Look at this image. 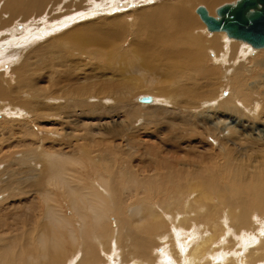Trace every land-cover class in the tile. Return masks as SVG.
Wrapping results in <instances>:
<instances>
[{
  "label": "bare ground",
  "instance_id": "6f19581e",
  "mask_svg": "<svg viewBox=\"0 0 264 264\" xmlns=\"http://www.w3.org/2000/svg\"><path fill=\"white\" fill-rule=\"evenodd\" d=\"M58 1L0 0L2 5L0 12H5L8 20L2 25L14 21L20 23L29 16L38 18L39 15L45 14L49 3L58 4ZM131 1L94 0L91 4L88 0H71L65 8L68 14L62 11L58 14L52 10L49 14L46 13L48 18H52L50 19L52 22L46 24L42 21L43 16L39 17L40 30L39 35L35 37L46 36L74 21L77 22L78 19L87 20L32 46L29 56L28 52H25L27 57L21 52L22 57L29 62L22 59L24 63L19 65L9 68L0 66V114L18 118L8 122L0 121V135L6 137V140L12 139L14 134L21 137L24 135L31 122L23 119L25 116L35 119L54 117L51 123L42 124L46 126L42 128L56 127L57 132L61 131L65 122L60 120L61 117L67 120L71 117L76 120L82 118L80 123H73L76 126L73 132H66V135L70 133L72 135L67 140L60 135L50 145L49 142L52 141L46 144L45 141L48 139L46 136L38 137L41 141L44 140L42 141L44 143L39 142L42 150L41 155L38 154L39 164H44V170L40 175L36 167L38 152L35 156L29 155V153L32 155L38 146H32L35 144V137H32L30 143L35 147H31L33 153H28L30 149L26 145L25 148L29 150L25 149L26 152L22 153L21 158H19L21 152H17L18 158L9 152L2 159L8 163L0 170V194H4L2 199L0 198V264H161L158 256H154L152 248V241L159 238L168 241L166 244L170 243L169 253L173 261L166 257L168 264H264V231L261 229L263 221L260 216L257 217L264 214V135H259L260 130L256 128L239 127L238 123L230 126L233 122L227 121L223 122V127L218 128L212 121L207 122L205 119L201 121L200 118L195 119L196 114L191 115L198 107L199 101L205 99L210 101L218 94L220 88V74L214 69L202 66L207 51L218 53L221 62L231 59L234 55L241 61L247 57L243 47H239L236 42L227 43L219 35L245 43L251 48L260 49L264 45L253 46L245 40L233 37L226 30H209L199 14L202 8L197 7L195 12L199 19L207 31L214 35L210 40L202 38L203 31L196 27L197 19L194 17L193 20L188 7L204 3L211 10L226 0H192V3L185 4L186 0L178 2L172 0L152 6L146 5L157 0H144L143 4L146 7L130 11L126 8ZM240 1L234 0V3L229 4H234L235 7ZM222 7L217 8L219 17L216 16V10L214 16L213 13L202 10L207 17L219 21L221 19L219 10ZM259 8L260 6H257L246 14L250 16ZM98 13L101 14L99 17L92 18ZM12 29L9 30L13 32ZM0 33H4V30ZM15 33L22 32L19 30L14 32V35ZM216 34L218 35L215 36ZM6 46L4 43L3 47ZM194 46H197L198 50L194 49ZM20 51L12 52L10 57L15 59ZM262 52L255 53L257 56L253 57V60L248 59V62L252 63L250 71L237 70L228 80L230 87L228 96L232 99L230 103L241 107L243 105L245 111L257 119L264 118V115L259 116L264 113V90L261 89L262 87L264 89V80L262 81L264 50ZM33 57H37L34 60L38 64L30 63ZM43 71L44 74L41 73ZM10 73L15 74L16 84L12 83ZM146 74L153 78L161 77L155 90L159 97L167 96L172 103L165 104L162 101L160 103L152 98L151 104L159 102L161 106L155 104L153 108L150 105V110L145 109L149 112L141 113L139 116L143 117L145 125L167 123L165 129L159 127L162 130H158L159 135L164 136L157 138L156 135L155 137L146 135L154 134L156 129L153 128L152 132L146 131L147 140L137 136V140L133 139V145H151L152 142L161 152L157 151L155 155L151 148H137L131 152L122 148L125 152L118 151L122 152V156L125 155L127 160L119 158L118 164L102 166L104 162L100 160L104 158L103 153L114 151L118 147L113 144L111 147L109 145L111 142L101 136L99 139L91 137L98 134L92 133L86 125H90L89 122L85 121L91 120L92 123L97 120L101 123L108 116L113 117L119 112L131 119L137 117V113L131 112L133 110L129 108L127 97L135 91L133 88L137 76L145 79ZM147 80L149 82V79ZM50 82L52 88L46 86ZM13 84L17 85L16 88ZM22 92L25 94L20 95ZM150 92L152 94L153 89ZM3 100H6L8 105L5 106L6 109L2 105ZM213 100L209 105L219 103ZM51 101L53 102L48 104ZM228 101L229 99L226 102ZM110 102L114 104L106 105ZM226 102L224 104H227ZM29 103L35 106L26 109L28 112L25 114L21 109L28 108ZM167 104L172 106L169 107ZM223 106L218 104L214 112H211L223 117L236 111L229 106ZM257 110L259 112H256ZM10 111L14 113L10 115ZM149 114L151 116L147 117ZM177 116L179 120H176ZM6 122L5 127L3 123ZM236 127L240 131H236L238 130ZM191 128L198 131L199 140L190 137L186 141L183 138ZM32 129L29 132H32ZM88 130L90 132H86ZM115 135L117 137V134ZM195 135L197 133L193 136ZM170 136L172 137L170 141H173L174 145H169L170 147L167 146L164 150ZM126 140L132 141L130 138L123 141ZM123 141L122 146H125ZM191 144L196 145L191 149L192 155H195L191 158L192 161L184 160L185 163L181 164L176 154V157H172L175 145L189 148ZM200 144L201 148L208 150L206 154L202 153ZM214 144L218 145L217 149L213 148ZM102 148L105 150H101ZM119 148L121 149V146ZM79 149L94 150L93 153L97 151V159L93 158L90 161L86 157L89 154L83 153L87 163L78 160L77 157L81 156L77 155ZM178 153L186 155L184 151ZM145 155H150L149 161L145 159ZM26 156L30 158L27 159ZM189 157L187 154L188 161ZM173 158L180 164L173 163ZM16 159L19 161V167L14 163ZM99 161L103 163L100 164ZM83 174H85L83 179L88 180V184L76 177ZM50 187L54 192L48 189ZM52 193L62 200H67L70 215L63 211L58 197L53 203H48ZM39 200H42L44 205L42 208ZM235 214L241 216L244 220L242 226L247 228L242 231L240 227H237L236 231L231 229L229 221L230 225L239 221L233 218ZM74 216L80 221V226H76ZM113 216L114 229L109 222L113 220ZM107 224L111 229H105ZM255 225H259L260 228L254 231ZM98 228L104 233L89 235L87 232ZM236 243L242 245L241 248H238ZM237 248L242 255L236 259L233 251H237ZM113 259H116V262Z\"/></svg>",
  "mask_w": 264,
  "mask_h": 264
},
{
  "label": "rangeland",
  "instance_id": "374dc122",
  "mask_svg": "<svg viewBox=\"0 0 264 264\" xmlns=\"http://www.w3.org/2000/svg\"><path fill=\"white\" fill-rule=\"evenodd\" d=\"M63 1V2H62ZM96 1V0H95ZM162 1H172V0H157V1H153V2H149V4L148 5H146V6H152V5H156V4H159L160 2H162ZM178 2L179 0H173L172 2ZM182 1H184V0H182ZM235 1H237V0H235ZM88 2H90L91 4L92 3H94V0H88ZM143 2H144V0H132L130 3H129V7H127L126 9L127 10H130V11H132V10H139V9H141V8H144V7H146L145 6V4H143ZM68 3H71V0H59L58 1V4L57 3H51V5H50V3H49V7H48V9H46V12H45V16L43 15V14H41V15H39L38 16V18L37 17H34V16H29L27 19H25L24 21H21L20 23H19V21H14V23L13 22H11V23H9V24H5V26L4 25H2L4 22H7L8 20H6L7 18V15L5 14V12L3 13V12H0V31H3L4 30V33H0V42L1 43H5V46L6 47H3V45H4V43H3V45L0 43V66H6V67H12V66H15V65H19V64H21L23 61H22V59L24 60V59H26L25 57H27V55L30 53V50H32V46H34V45H36V44H39L40 42H42L43 40H45V39H49V38H51L53 35H56V34H58V33H60V32H62V31H66V30H69V28H71L72 26H74V25H77V24H79V23H81V22H83V21H85V20H87V19H78L77 20V22H72V23H70V24H68V25H66V26H64V27H62V29L61 28H59L58 30H55V32L53 33H49L48 35H46V36H38V37H35V36H37V35H39V25H40V23H39V17H41V16H43V23L44 24H46V23H48V22H52V20H50V19H52V18H48V15L47 14H49L52 10L53 11H55V13H58L59 14V12L60 13H62V12H65L66 14H68V12L65 10V8L68 6ZM185 3H192V0H186L185 2H184V4ZM229 3H234V0H226L225 2H222V3H220V4H218V5H216V6H214L213 8H211V10L208 8V6H206L204 3H202V4H198V5H195V6H193V7H188L189 8V11H190V14H191V16H192V18H193V20H195L194 19V17L197 19V21L195 20V23H196V27L199 29V31H203V33H202V38L204 39V40H210V38L211 37H213L214 35L212 34V32H209V31H207V29H206V27L203 25V22L199 19V17H198V15L196 14V12H195V9H197V7L198 8H202V9H204L206 12L208 11L210 14H212L213 13V16H214V12H215V10H216V16H218L217 15V8L219 7L220 8V6L222 7V6H231V7H233L234 6V4L232 5V4H229ZM66 4V5H65ZM205 6H204V5ZM229 4V5H228ZM57 5L58 7L56 8L55 6ZM63 5V6H62ZM1 6L2 5H0V8H1ZM51 6H53V7H51ZM62 6V7H61ZM144 6V7H143ZM199 6H202V7H199ZM51 7V8H50ZM216 7V8H215ZM49 8L51 9L50 11H49ZM139 8V9H138ZM218 8V9H219ZM54 9H56V10H54ZM61 9V10H60ZM207 9V10H206ZM48 11V12H47ZM62 11V12H61ZM3 13V14H2ZM47 13V14H46ZM54 13V14H55ZM208 14V13H207ZM6 15V16H5ZM100 16L101 14L100 13H98V14H96V15H94V16H92V18L93 17H96V16ZM2 16V17H1ZM55 16V15H54ZM98 16V17H99ZM219 17V16H218ZM84 18H88L89 20H91L92 18H90V17H84ZM97 18V17H96ZM2 20V21H1ZM16 20V19H15ZM47 20H49V21H47ZM15 22H18V23H16L15 24ZM26 22V23H25ZM30 22V23H29ZM37 22V23H36ZM13 23V24H12ZM23 23V24H22ZM13 26H12V25ZM28 24V25H27ZM34 27H33V26ZM202 25V26H201ZM15 26V27H14ZM26 26V28H27V32H25L26 31V28H22V27H25ZM35 26H37L36 28H35ZM199 26V27H198ZM201 26V27H200ZM18 28L19 30H21V32L22 33H19V34H17V33H15V35H14V32H17V31H19L17 28L14 30V28ZM30 27V28H29ZM203 27V28H202ZM6 28V29H5ZM8 28V29H7ZM12 29L13 30V32H11L9 29ZM196 28V29H197ZM25 29V31H23V30ZM36 29H38V30H36ZM198 29L196 30V31H198ZM8 31V32H7ZM9 31H10V34H9ZM36 31V32H35ZM6 32V33H5ZM12 33V34H11ZM34 33V34H33ZM226 33V32H225ZM36 34V35H35ZM227 34V33H226ZM11 35V36H10ZM13 35H14V37H13ZM23 35V36H22ZM218 34H216L215 36H217ZM7 36V37H6ZM18 36H19V39H21V40H19L18 39ZM26 36V37H25ZM219 36H222L221 38L226 42L227 41V43H229V41L230 42H236L237 44H239V47H243V50L245 51V53L247 54V57H246V59H244L243 61H241V59L239 60V57H237V55H234L231 59H225L223 62H221L220 61V58H219V54L218 53H215V51H211V50H209V51H207L208 53H207V55L205 56V59H203V62H202V66L203 67H205V68H209V69H214V70H216L219 74H220V77H221V83H220V88L218 89V91H217V95L213 98V99H211L210 101L209 100H201V101H199L198 102V107L197 108H195L192 112H191V115L192 116H194V114H196L194 117H196L195 119H199L200 118V120L201 121H203V119H205L204 121H207V122H213V124H217V127L218 128H220V127H223L224 126V124H223V122H230V123H232L230 126H232V125H234V124H236V123H238L239 124V127H245L246 128V126H248V127H252V128H256V129H258V130H260V132H259V135H264V118H258L257 119V117H255V116H252V115H250L248 112H246L245 111V109L243 108V105H242V107H241V105H236L235 103H230V102H232V101H230V100H232L231 99V97L230 96H228V95H230V87H229V79L230 78H232V76H234L235 75V73H236V71L238 70V71H242V70H246V72H248V71H250L251 70V68H252V63L251 62H248L249 60H253L254 58H255V56H257L256 54H258V52H259V54L264 50V47H262V48H251L249 45H247V44H245V43H241V42H237V41H234V40H229V39H227L226 37H224V35H219ZM2 37V38H1ZM16 37V38H15ZM9 38H11V40L9 39ZM39 40H38V39ZM6 40H8V41H6ZM26 40H28L27 42H30L29 44H27L26 43ZM6 41V42H5ZM16 41V42H15ZM24 41V42H23ZM21 42V43H20ZM7 43V44H6ZM17 43V44H16ZM8 44H10L9 46H8ZM12 45V46H11ZM18 45V46H17ZM126 44L124 45V47L126 48ZM8 47V48H7ZM9 47H10V49H9ZM13 47V48H12ZM20 49H19V48ZM18 48V49H17ZM194 49H196V50H198V47L197 46H194L193 47ZM9 51H8V50ZM263 49V50H262ZM2 50V51H1ZM11 50H13V51H11ZM19 50H21L20 51V54L14 59V57H10V55H11V53L12 52H17V53H19L18 51ZM260 50V51H259ZM262 50V51H261ZM8 51V52H7ZM11 51V52H10ZM21 52H22V54L23 55H25V57L23 58L22 57V54H21ZM25 52L27 53V55L25 54ZM249 52V53H248ZM256 53V54H255ZM263 53V52H262ZM4 54V55H3ZM215 55H217V56H215ZM20 56V57H19ZM29 56V55H28ZM250 57V58H249ZM254 57V58H253ZM12 58H13V60H14V63H13V60H12ZM237 58V59H236ZM3 59V60H2ZM34 59H37V57H33L32 58V60L30 61V63H33V64H38V62L37 61H35ZM249 59V60H248ZM2 60V61H1ZM232 60H233V63H232ZM26 61L27 62H29L27 59H26ZM25 60H24V62H26ZM33 61V62H32ZM207 61H209V62H207ZM245 61V64H243V62ZM4 64H3V63ZM23 62V63H24ZM240 62H241V64H240ZM2 63V64H1ZM208 63V64H207ZM227 63H229V64H231V65H226ZM235 63V64H234ZM248 63V64H247ZM251 63V64H250ZM11 65V66H10ZM212 65H213V67H212ZM221 65V66H220ZM242 65V66H241ZM248 65V66H247ZM224 66H225V68H224ZM229 66H231L230 67V69H229ZM239 67V68H238ZM218 68V69H217ZM224 68V69H223ZM221 70V71H220ZM45 71V70H44ZM44 71L43 72H41L42 74H44ZM247 74V73H246ZM245 74V75H246ZM12 75V73H10V76ZM39 75V74H38ZM146 76V77H145ZM144 76V78L145 79H142V77L141 76H137V78H136V83H134L135 84V86H134V90L135 91H133L132 93H131V95L129 96V97H127V100H128V104H129V108L131 109V110H133V111H131V112H135V113H137V117H135V118H133V119H131L130 117H128V116H126V115H124V113H122V112H119V113H117V115L115 114V116L113 115V117H110V116H108V118H106L105 120H103L101 123H98L97 122V120H94V121H92V123H90L91 122V120H88V121H85L86 123L87 122H89V124L90 125H88V124H86L87 125V127H88V129L92 132V133H95L96 132V134H98V135H91V137L92 136H94L95 137V139H99V136H101V137H103L104 138V140H107V141H110L111 142V144H109L111 147H113V146H116V147H118V149H114V151H106V152H104L103 153V156H104V158H102L100 161H103V162H100L99 161V163L101 164V163H103L102 164V166H107V167H110V166H113V165H115V164H118V163H120V159L119 158H122V159H125V160H127V157L124 155V156H122L123 154H122V152L120 153V151H123L124 150V148H125V150L126 151H132L133 149H137V148H139V149H143V148H145V149H150V150H152V152H153V150L156 152H154V154L156 155L158 152L157 151H160V150H157L158 149V147H156V144L154 143H152L151 142V145H148V144H144V145H137V144H135V145H133L134 143H133V139H136L137 140V136H139V138H141V137H144L146 140L148 139V136H146V135H152L153 137H155V135H156V137L157 138H159V136H161L160 138H163V136H164V134H163V136L162 135H159V132H158V130H162V129H160L159 127H163V129H165L166 128V126H167V123H159V124H150V125H145V123H144V120H143V117L142 116H139L141 113H145V112H149V111H146L145 109H147V110H150V107L152 106L153 108H155V104H158L159 106H161V104L160 103H172V102H170V100H169V98H166V97H164V96H160V97H162L163 99H159L160 97H159V94L157 93V91L155 90V86H158L157 85V83H158V81L161 79V77L159 78L158 76V78L157 77H155V78H153V77H149L147 74ZM228 77V78H227ZM11 78H12V83H14V84H16V76H15V74H13L12 76H11ZM153 78V79H152ZM147 79H149V82H148V80ZM151 79V80H150ZM156 79H158L157 81H155ZM144 80H146V82L144 81ZM264 80V77L262 78V81ZM155 81V82H154ZM144 82V83H143ZM151 82V83H150ZM154 82V83H153ZM225 82V83H224ZM155 83H156V85H155ZM13 84V85H14ZM43 84V83H42ZM136 85H137V87H136ZM226 85V86H225ZM257 84H254V86H256ZM16 86L17 85H14V87L16 88ZM46 86H49V88H52V83L50 82L48 85H46ZM144 86V87H143ZM253 86V87H254ZM142 87V88H141ZM148 87V88H147ZM139 88V89H138ZM145 90H144V89ZM153 89V91L154 92H152V94H154L155 93V95H152L151 94V92L150 91H152V89ZM140 89H142V90H140ZM147 89H151V90H147ZM262 90H264L263 89V87L261 88ZM260 89V90H261ZM137 90H139V91H137ZM137 91V92H136ZM146 91V92H145ZM145 94H144V93ZM221 94H220V93ZM229 92V93H228ZM24 92H22V93H20V95L21 94H23ZM140 93V94H139ZM141 93H143V94H141ZM25 94V93H24ZM28 94V93H27ZM151 94V95H150ZM157 94V95H156ZM220 94V95H219ZM135 96V97H134ZM158 96V97H157ZM224 96V97H223ZM132 97V98H131ZM157 97V98H156ZM216 97H217V99H216ZM224 98V99H222V98ZM225 97H227V98H225ZM152 98H154L155 100H158V101H160V103L159 102H156V103H152L151 104V100H152ZM165 98V99H164ZM222 100H221V99ZM229 99V101L228 102H226L227 100ZM217 101V102H219V103H215V104H212V105H209V103L211 102V101ZM222 102H221V101ZM223 100H224V103L226 102L227 104H224L223 103ZM162 101V102H161ZM53 101H51V102H48V104H51ZM91 103V102H90ZM89 103V104H90ZM142 103V104H141ZM229 103H230V105H229ZM30 104V105H29ZM28 104V108H22L21 110L26 114V112H28V111H26V109L27 110H29V109H31V108H34V104H32V103H29ZM114 103H112V102H110V103H108V104H106V105H113ZM218 104H219V106L220 105H226V106H229V107H231V108H233V109H235L236 111H234V113L233 112H230L229 114H225V115H223V117H221V116H217L216 114H214V113H212L211 111H213L214 112V110L216 109V107L218 106ZM2 105H3V107H5V106H7L8 107V105H7V103H6V100H3V102H2ZM151 105V106H150ZM157 106V105H156ZM162 106H165V105H163L162 104ZM167 106H169V107H171L172 105H170V104H167ZM223 106V107H224ZM7 107H5V109L7 108ZM238 107V109H236ZM129 108H126V110H128ZM211 108H212V110H211ZM222 108V107H221ZM240 108H243V109H240ZM210 110V111H208V110ZM240 112V113H239ZM246 112V113H245ZM256 112H259V110H257ZM12 113H14V112H12V111H10V115L12 114ZM197 113H198V116H197ZM212 113V114H211ZM209 114V115H208ZM210 114H211V116H210ZM240 114H241V116H240ZM249 114V115H248ZM242 115H243V117H242ZM247 117H246V116ZM264 115V113H261V114H259V116H263ZM125 118H124V117ZM149 116H151L150 114L147 116V117H149ZM203 116V117H202ZM250 118H249V117ZM4 117H6L7 119H5ZM9 117V118H8ZM11 117V118H10ZM15 117V116H14ZM12 115L11 116H6V115H4V114H2V116H1V114H0V121L1 122H5V120H7V122H8V120H11V119H13V120H16V119H18L17 117H15L14 118ZM227 117H229V118H227ZM1 118H2V120H1ZM45 118H46V120H45ZM45 118H41V119H35V118H33V117H31V116H25V117H23V119H27V120H29L28 122H32V124H31V122H30V124H29V127L28 128H26V132L24 133V135L22 134V137L20 136V135H18V134H14L13 136H12V139H9V141H8V139L6 140V137H4V136H1L0 135V150H2V151H0V170H3L5 167H3V166H5L8 162L5 160V161H3L2 159L6 156V155H8L7 153H9L10 152V154H13L16 158H18V156H17V152H21V154H19L20 155V157L19 158H21L22 156V153L23 152H26V150L25 149H27V148H25V146L26 145H28V148L30 149V151H28L29 149H27V151H28V153L29 152H31V153H33L34 152V150H35V152L31 155L30 153H29V155H30V157H32V156H35V154H36V156L39 154V155H41V153H42V150L40 149V147H39V142H41V143H44V142H42V141H44V140H42L41 141V138H38V137H44V136H46L48 139H47V141H45L46 142V144L51 140L52 142H49V144L50 145H52L54 142H55V138L56 139H58L57 138V136H60V135H62V137L65 139V140H67V139H69V138H71V133H70V135H66L69 131L70 132H73V130L76 128V126H75V124H73V123H80V121H81V119L82 118H80V119H73L74 117H71V118H69V120H67V119H65L64 117H61V119L60 120H62L63 122H64V124H63V127H61V131L58 133L57 132V129L58 128H56V127H54L53 129L50 127H47V129H45V128H42V127H46V126H44L45 124L44 123H47V122H50L51 123V121H53L54 120V117H49V119H47V117H45ZM51 118H53V119H51ZM62 118H64V119H62ZM215 118V119H214ZM244 120H243V119ZM249 118V119H248ZM254 118V119H253ZM256 118V119H255ZM21 119H22V117H21ZM31 119H33V120H31ZM35 119V120H34ZM218 119V120H217ZM254 121H253V120ZM19 120H20V118H19ZM176 120H179V116H177V119ZM199 120V121H200ZM216 120V121H215ZM259 120H261L260 122H258ZM263 120V121H262ZM33 121H35V122H33ZM131 121V122H130ZM251 121V122H250ZM0 122V123H1ZM7 122L6 123H3L4 125L3 126H5L6 127V125H7ZM41 123L40 124V127H39V123ZM55 122H57V121H55ZM54 122V123H55ZM62 122V123H63ZM67 122H68V125H67ZM178 122V121H177ZM218 122H220L221 124L219 125L218 124ZM35 123H37V124H35ZM69 123H71V124H69ZM144 123V124H143ZM176 123V122H175ZM179 123V122H178ZM42 124H44V125H42ZM163 124V125H162ZM227 124V123H226ZM257 124V125H256ZM131 125V126H130ZM155 125H159V126H155ZM91 126H92V128H91ZM256 126V127H255ZM33 129H32V128ZM53 127V126H52ZM67 127V128H66ZM40 128H42V130L40 129ZM117 128V129H116ZM127 130H126V129ZM153 128H154V130L156 129V131H155V133L154 134H152V133H149V134H146V131H150V132H152V130H153ZM29 129V130H28ZM31 129H32V132L33 133H35V134H32V132H29V131H31ZM35 129H36V131H35ZM38 129H40V130H38ZM50 130V131H46V130ZM52 129V130H51ZM235 129H238V130H236V131H240V129L238 128V127H236ZM63 130H65V131H63ZM86 131V132H90V131ZM153 130V131H154ZM29 133H28V132ZM35 131V132H34ZM40 131V132H39ZM46 131V132H45ZM52 131V132H51ZM55 131V132H54ZM192 131V132H191ZM39 132V133H38ZM44 132V133H43ZM67 132V133H66ZM120 132V133H119ZM144 132V133H143ZM191 132V133H190ZM194 132H196V130L194 131L192 128H191V130L188 132V133H186L185 134V136L183 135V138L186 140V141H188V138H193L194 137V139H198L199 140V135H198V131L196 132L197 133V135H195V136H193L194 134H196V133H194ZM258 132V131H257ZM256 132V133H257ZM31 133V134H30ZM52 133H54V134H52ZM61 133H63V134H61ZM113 133V134H112ZM115 134H117V137H116V135ZM141 134V135H140ZM146 134V135H145ZM4 135V134H3ZM26 135H27V137H26ZM35 135V136H34ZM114 135V136H113ZM125 135H126V137H125ZM127 135H129V136H127ZM147 137H145V136ZM171 135V134H170ZM24 136V137H23ZM189 136V137H188ZM31 137V138H30ZM32 137H35L36 138V140H35V144H32V146L33 145H38L37 146V148H35V147H32L31 146V141H32ZM114 137V138H113ZM234 137V136H233ZM15 138V139H14ZM52 138V139H51ZM120 138V139H119ZM124 138V139H123ZM125 138H130V140H132V141H130V142H127V140L126 141H123V140H125ZM150 138V137H149ZM172 137L170 136V138H169V140L166 142V144H165V148H164V150L166 149V147L167 146H172V145H174V143H173V141L171 142L170 141V139H171ZM187 138V139H186ZM19 139H20V141H19ZM38 139V140H37ZM109 139V140H108ZM111 139V140H110ZM25 140V141H24ZM27 140H30V141H27ZM119 140H121L120 142H119ZM215 140V139H214ZM5 141V142H4ZM23 141H24V143H23ZM27 141V142H26ZM117 141V142H116ZM122 141L125 143V146H122L123 144H122ZM165 142V141H164ZM215 142H218L217 140H215ZM21 143V144H20ZM23 143V144H22ZM28 143V144H27ZM114 143H117L116 145L114 144ZM129 143V144H128ZM173 143V144H172ZM79 144V143H78ZM91 144V143H90ZM112 144H113V146H112ZM140 144H143V143H140ZM9 145H11V147H9ZM22 145V146H21ZM130 145V146H129ZM5 146V147H4ZM15 146H16V148H15ZM30 146V147H29ZM121 146V149L119 148ZM134 146V147H133ZM137 146V147H136ZM142 146H144V147H142ZM149 146H153V147H149ZM163 146H164V144H163ZM169 146V147H170ZM193 146V147H192ZM200 146V147H199ZM198 147L199 148H201V144L199 145ZM215 146V147H214ZM217 144H214L213 145V148L214 149H217ZM18 147V148H17ZM35 148L34 150L32 149V148ZM132 147V148H131ZM148 147V148H147ZM155 147V148H154ZM175 147V149L173 148V156L172 157H176L177 156V159H179V161L181 162V164L182 163H185V162H190V161H192V157L194 158V156L195 155H192V153H193V150H191V149H193L194 147H196V145H193V144H191V146H189V148L188 147H186V148H184L183 147V145H175L174 146ZM179 147H182L181 149L179 148ZM19 148H24V149H20L19 150ZM122 148H123V150H122ZM130 148V149H129ZM36 149H38V150H36ZM202 149V153H204V154H206L207 152H208V150H206L205 148H201ZM24 150V151H23ZM33 152H32V151ZM101 150H105V149H101ZM118 150H120V151H118ZM175 150V151H174ZM188 150V151H187ZM6 151V152H5ZM79 152L77 153V155H81V156H78L77 157V159L78 160H81V161H84V162H86L87 163V159H89L90 161L93 159V160H95V159H97V157L96 156H98V153H97V151H95L94 153H95V155H93L94 153H93V151L94 150H78ZM84 151H87V152H84ZM91 153H89V152ZM177 151V152H176ZM184 151V153L186 154L185 156H183L181 153H178V152H183ZM185 151H187V152H185ZM189 151H190V153H189ZM110 152V153H109ZM123 152H125V151H123ZM152 152L150 153V154H152ZM161 152V151H160ZM174 152H176V153H174ZM2 153V154H1ZM3 153H4V156H3ZM27 153V154H28ZM83 153H86V154H89V155H87L86 156V154H84L86 157H88L87 159L84 157L83 158ZM96 153H97V155H96ZM112 153V154H111ZM179 154V156H178V154ZM6 154V155H5ZM113 154H115V155H113ZM175 154H176V156H175ZM187 154H188V157L190 158V160L188 161V158H186V156H187ZM192 156H191V155ZM203 154V155H204ZM2 155V156H1ZM25 155V154H24ZM39 155L36 157L38 160H36V167H37V169H39L38 170V175H40V173H41V171H43L44 170V164H39ZM91 155H93V156H91ZM91 156V157H90ZM106 156H107V158H106ZM120 156V157H119ZM146 157H145V159L147 160V161H149L148 160V158L150 157V155H145ZM27 157V156H26ZM29 156L27 157V159H29L30 158ZM79 157L81 158V159H79ZM112 157V158H111ZM125 157V158H124ZM183 157V158H182ZM106 158V159H105ZM185 158V159H184ZM143 159H144V157H143ZM174 159V158H173ZM176 158L174 159V161H172L173 163H177L178 162V164H180L179 163V161L177 160ZM182 159H183V161H182ZM133 160H135V159H133ZM184 160H186L185 162H184ZM14 161V160H13ZM16 162H14V163H16L17 164V166L19 165V161H18V159H16L15 160ZM106 161H108V162H106ZM33 163V161H31V164ZM112 163V164H111ZM16 167V166H15ZM19 167V166H18ZM41 169V170H40ZM84 175L85 174H83V175H79V176H76L77 178H80L82 181H83V183L85 182V183H89V181L87 180V181H85L84 179H83V177H84ZM122 181V180H121ZM123 182V181H122ZM1 185H2V183H1ZM48 189H51V192H54L53 190H52V188L50 187V188H48ZM53 195H54V197H53ZM4 196V194L3 193H1L0 194V198L2 199V197ZM56 197H58V195L56 196L55 195V193H52V195H50V199L48 200L49 202L48 203H53V201H54V199H56ZM1 199H0V201H1ZM42 199V198H41ZM60 197H58V201H59V204H60V206L64 209L63 211L66 213V215H70L69 214V209L67 208V200H62V199H60ZM51 200V201H50ZM40 201V200H39ZM42 201V200H41ZM39 202V204H40V207L42 208L44 205L42 204V202ZM113 201H111V203H112ZM62 204V205H61ZM234 217V219H235V221H236V219H238L239 221L237 222H233V224H231L230 225V221H229V226H231L232 228L231 229H233V231H236V228L237 227H240L239 229H240V231H242V229H244V228H247V227H245V226H242V225H244V220H242V218H241V216L239 215V214H235V215H233ZM261 217V219H262V221H263V226H261V229H262V231H264V214L263 215H258L257 217ZM114 217V216H113ZM229 217V216H228ZM227 217V218H228ZM249 218L247 217L246 218V220H248ZM74 221L77 223L76 224V226L78 225V226H80V221L74 216ZM200 221H202V220H200ZM78 222H79V224H78ZM110 222V224H111V226H112V228L114 229L115 227V217L113 218V220H110L109 221ZM203 222V221H202ZM104 223H105V221H104ZM103 223V224H104ZM240 223H241V225H240ZM201 224V223H200ZM234 224H235V227H234ZM233 225V226H232ZM111 226L110 225H108L107 224V228H105L106 230H108V229H111ZM256 226H257V228H256ZM242 227V228H241ZM235 228V229H234ZM254 231L255 230H258L259 228H260V226L259 225H255L254 227ZM251 230V229H250ZM244 231H246V230H244ZM87 232H88V234L89 235H92V234H102V233H104V231L101 229V228H98V229H94V230H87ZM246 232H248V231H246ZM107 233V232H106ZM251 233V232H250ZM253 233H255V232H253ZM244 236V235H243ZM155 237H157V236H155ZM151 238H154V237H151ZM163 238H159L158 240H159V242H158V240H156V241H152L153 242V246H152V248H153V250H154V252H155V255L154 256H158V258H159V260H160V262H161V264H166L167 263V261H166V257L167 258H169L170 260H171V262L173 261L172 259H171V257H170V247H169V244H166L165 242H168V241H166V240H162ZM164 241V243H162ZM183 241V240H182ZM160 244V245H159ZM162 244H164V245H162ZM156 245V246H155ZM236 245L238 246V248H241V246L242 245H240V244H237L236 243ZM160 246V247H159ZM169 247V248H168ZM238 248H237V251H238ZM221 249V248H220ZM160 251H161V253H160ZM168 251V252H167ZM237 251H233V255H234V253H235V258L237 259V258H239L241 255H242V253L240 252V251H238L239 253H237ZM164 255H166V256H164ZM169 255V256H168ZM240 255V256H239ZM116 260V259H115ZM114 259H113V261L114 262H116ZM112 261V262H113ZM164 261V262H163ZM168 264V263H167Z\"/></svg>",
  "mask_w": 264,
  "mask_h": 264
},
{
  "label": "water",
  "instance_id": "95a60500",
  "mask_svg": "<svg viewBox=\"0 0 264 264\" xmlns=\"http://www.w3.org/2000/svg\"><path fill=\"white\" fill-rule=\"evenodd\" d=\"M257 6L260 8L252 15L246 14ZM199 14L211 31L226 30L233 37L245 40L253 46L264 45V0H241L235 7H222L219 10V21L207 17L202 9Z\"/></svg>",
  "mask_w": 264,
  "mask_h": 264
}]
</instances>
